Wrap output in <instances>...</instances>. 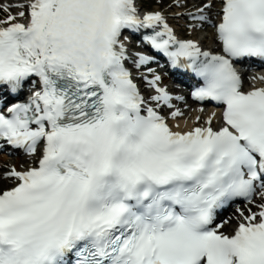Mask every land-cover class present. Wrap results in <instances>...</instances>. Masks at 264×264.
<instances>
[{"label":"snow or ice","instance_id":"obj_1","mask_svg":"<svg viewBox=\"0 0 264 264\" xmlns=\"http://www.w3.org/2000/svg\"><path fill=\"white\" fill-rule=\"evenodd\" d=\"M142 2L0 5V150L40 152L3 174L0 264H264V86L244 90L236 66H264V0L176 14L211 25L215 51L178 38L159 11L142 15ZM126 31L156 55H130ZM158 56L202 81L191 95L222 107L218 127L216 112L170 127L158 109L173 97L148 67ZM129 60L153 73L143 78L156 95L141 94ZM238 200L225 233L218 217Z\"/></svg>","mask_w":264,"mask_h":264},{"label":"bare ground","instance_id":"obj_2","mask_svg":"<svg viewBox=\"0 0 264 264\" xmlns=\"http://www.w3.org/2000/svg\"><path fill=\"white\" fill-rule=\"evenodd\" d=\"M7 1V4H14V3H17L18 0H6ZM16 10H19L18 8ZM213 13L215 11V9L212 10ZM179 12V11H177ZM177 12H172V11H168V10H164L163 11V14H166V15H175L177 14ZM201 40H203L205 43L209 45H211V43L215 42V40L213 39V33L212 31L207 34L205 37H203ZM214 40V41H213ZM208 46H206V48H208ZM182 104V103H181ZM179 104V105H181ZM160 109H163V105H161ZM174 110L172 109H169L167 111V113H172ZM205 111V110H204ZM181 113L182 115H179L177 117H173L171 115V119H172V127L173 128H177V129H182V128H192L194 125H202L204 123L203 121V111H201L200 109H198L197 107L195 108H192L191 111H186L185 108H181ZM197 117H200L199 121L197 120ZM216 121V119H215ZM177 125L179 127H177ZM20 155V156H19ZM1 157V156H0ZM5 156H3V158H0L2 160H5ZM33 156H28L27 154H18V156H14L13 158L9 159V160H12L11 161H8L6 162L5 161H2L0 160V186H5V187H8V185H12V181L10 180H7V179H4L2 177V175L9 171L12 167H15L17 170L21 169L25 164H27V166H29V164L32 162V159ZM23 160L25 162L23 163H16L18 160ZM257 210V209H256Z\"/></svg>","mask_w":264,"mask_h":264},{"label":"rangeland","instance_id":"obj_3","mask_svg":"<svg viewBox=\"0 0 264 264\" xmlns=\"http://www.w3.org/2000/svg\"><path fill=\"white\" fill-rule=\"evenodd\" d=\"M5 1L6 0H4V1L0 0V5H6ZM160 1H162V2L160 3ZM143 2L146 3L148 5V7L151 8L152 10L160 9L161 12L164 10L173 11V12L177 11V9L174 7V5H173V7L169 6L172 4V2L170 0H143ZM10 11L12 13L16 12V10H14L12 8L10 9ZM6 15H7V13L3 10V8H0V18H4ZM168 16L171 17L172 19H174L173 21L176 22V25L178 23L179 27H183L181 24L183 22L182 19H180L179 17H176L174 15H168ZM166 17L167 16H165V18ZM188 30L190 31V28ZM197 33H198L197 37L200 39L201 37L205 36L208 33V31L207 30H199V31L197 30Z\"/></svg>","mask_w":264,"mask_h":264}]
</instances>
